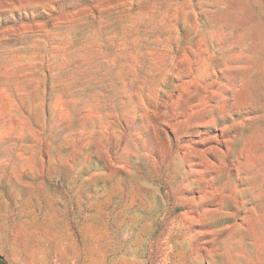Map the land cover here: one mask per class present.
<instances>
[{
	"label": "rangeland",
	"instance_id": "rangeland-1",
	"mask_svg": "<svg viewBox=\"0 0 264 264\" xmlns=\"http://www.w3.org/2000/svg\"><path fill=\"white\" fill-rule=\"evenodd\" d=\"M0 264H264V0H0Z\"/></svg>",
	"mask_w": 264,
	"mask_h": 264
}]
</instances>
